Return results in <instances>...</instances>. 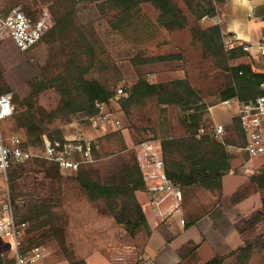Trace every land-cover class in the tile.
Returning <instances> with one entry per match:
<instances>
[{
    "label": "rangeland",
    "instance_id": "374dc122",
    "mask_svg": "<svg viewBox=\"0 0 264 264\" xmlns=\"http://www.w3.org/2000/svg\"><path fill=\"white\" fill-rule=\"evenodd\" d=\"M174 1L187 23L177 31L163 28L159 11L148 2L135 7L123 21L124 12L110 6L109 0H0V10L21 6L34 15L47 10L53 20L42 41L30 50L0 51V95L9 93L13 99L17 96L19 112L34 110L37 127L43 132L41 139L28 135L27 118L17 120L13 115L1 123L4 139L20 138L24 148L33 153L31 160L44 157L46 140L50 141V136L58 139L56 130L62 132L67 145L77 140L89 142L92 151L86 164H93L85 170L96 181L116 184L126 178L122 173L125 162H133L139 169L138 145L149 140L161 143L168 137L186 134L182 117L189 112V106L199 105L196 112L203 114L202 128L212 132L218 124L210 108L221 105V91L232 80L225 68L249 64L254 71L264 72V55L247 52L229 60L228 51H224L225 55L212 54L198 34L200 29L218 25L211 24L210 17L197 16L208 0H196L193 10L185 0ZM229 46L225 43L227 50ZM140 79L151 84L179 82L178 86L183 81L196 92V98L192 96L188 104H163L157 98L145 97L127 105L124 100ZM90 80L110 89L113 96L108 102L93 100L87 87ZM120 88L125 90L122 96L116 94ZM214 113L224 123L226 133L222 138L210 137L220 143L235 142L230 147L234 150L242 148L233 109L226 111L219 106ZM107 115L110 118L105 119ZM36 169L42 171L31 162L24 165L16 187L11 185L9 170L0 171V213L8 196L19 221L27 215L32 217L30 210L35 205L45 203L52 208L55 236L41 237L36 227L40 221L26 222L25 247H33L31 242L36 239L34 246L42 247L46 253L42 264H71L72 260L134 264L142 256L136 252L149 237L146 231L130 237L111 216L103 199L89 197L79 183L77 170L60 168L51 174L34 175ZM136 196L148 212L147 185L146 191H137ZM125 207H129L127 202L117 201L118 217L131 215ZM39 236L43 238L40 241ZM0 250L5 264H15L12 242L1 234ZM225 264H236V260Z\"/></svg>",
    "mask_w": 264,
    "mask_h": 264
},
{
    "label": "trees",
    "instance_id": "16d2710c",
    "mask_svg": "<svg viewBox=\"0 0 264 264\" xmlns=\"http://www.w3.org/2000/svg\"><path fill=\"white\" fill-rule=\"evenodd\" d=\"M146 2L151 3L159 11V24L163 28L169 31H177L186 27L187 23L182 9L174 0H109L110 6L119 9L122 11L121 13L124 12L122 14L123 21H126L129 18L130 11L139 4ZM185 2L189 8L193 10L194 6L192 4L196 2V0H185ZM224 3L225 0H208V5L204 7L202 11H199L197 16L199 18H212L222 11ZM197 5L201 7L202 4L200 1H197ZM124 14H126V16ZM198 34L203 40L207 51H210L212 54L218 55L222 53L225 55L224 51H228L229 60L247 54L242 46L234 47L229 50L225 48L222 26L219 24L208 27V29H200ZM225 70L232 80L230 84L221 91L220 102L230 99L248 102L264 94V89L261 87V85L264 84V72L254 71L249 64L228 66ZM87 82V87L94 101L108 102L113 96L110 89L103 83L97 80H90ZM186 84L187 83H184L183 81L180 86H178L179 82L176 84H151L146 80L140 79L133 86L132 91L124 101L128 105L133 99L152 97L157 98L158 101L163 104H188L192 99V96H196V92L189 86H186ZM13 101L15 104L14 116L17 120L21 119L20 117H23V119L27 118V122H29L26 126L28 135L32 137L37 136V139H41L43 132L37 127L38 124L35 121L34 110L27 109L19 112L17 110L18 103L20 102L18 97L15 96ZM188 108L189 112L184 113L182 117L186 134L180 137H168L161 142L167 175L183 191V201L187 192L192 193L199 187L212 192H221L223 176L234 170L232 163L235 156L229 151V148L236 145L235 142L229 140H225L224 143L217 142L210 137L211 135L207 132L201 135L200 138H197L196 135L201 129H203V114L196 112V110L199 109V105H194L192 107L189 106ZM22 123L25 124V122H20V125ZM236 128L240 135V142L238 144L241 147H244L246 145V138L238 117H236ZM55 134L58 139L50 136V142H60L62 144L66 142L61 131L56 130ZM93 154L95 155V149H93ZM30 162L42 169V171L37 169L33 170L34 175L43 173L51 174L53 171L57 172L61 168L59 163L50 161L44 157H36L23 163H13L9 168L10 182L13 187L19 181L21 176H23L24 165ZM91 164H82L77 170L79 173V183L89 197L93 200L103 199L111 211V216L114 217L116 222L126 230L130 237L134 238L139 232L143 231H146L147 235L150 236L151 229L147 220L146 211H144L136 196L137 191H146V183L137 166L133 162H125V165L122 168V173L126 175V178L120 183L104 184L100 181L94 180L90 171L85 170V168ZM238 198L239 193H237L234 200ZM118 200H123L129 204L128 208L125 207L126 210L131 211L129 217L124 215L122 218L118 217ZM30 212L33 214L32 217L27 215L20 221L28 222L32 219L33 222L40 221L36 227L37 233H42L41 237L44 236L45 238L46 236H51L56 233L57 229L55 221L52 219L53 212L49 205H46L45 203L35 205ZM42 230H46V232H42ZM41 237L39 236V241L43 239ZM31 243H33V248L37 247L34 246L37 244L36 239H33V242ZM257 244L264 250V238ZM252 252L253 246L248 245L244 248H240L228 257H216L208 261L206 264H225L229 258H235L236 263L238 261L243 262L245 259H248ZM0 264H5L1 250ZM71 264L87 263L83 260H72Z\"/></svg>",
    "mask_w": 264,
    "mask_h": 264
},
{
    "label": "crops",
    "instance_id": "0c3cea01",
    "mask_svg": "<svg viewBox=\"0 0 264 264\" xmlns=\"http://www.w3.org/2000/svg\"><path fill=\"white\" fill-rule=\"evenodd\" d=\"M219 21L225 43L264 45V0H225L222 11L209 18L211 24ZM14 49L18 50L12 41L0 42V51ZM219 106L210 108L215 125L224 124L214 115ZM229 149L235 156L234 170L223 176L221 192L197 189L185 194V227L176 221L159 225L147 205L151 234L136 255L158 264H206L252 245L248 259L236 264H264V250L257 244L264 238V156L253 158L240 149ZM237 193L239 198L234 200Z\"/></svg>",
    "mask_w": 264,
    "mask_h": 264
},
{
    "label": "built area",
    "instance_id": "2783aa9c",
    "mask_svg": "<svg viewBox=\"0 0 264 264\" xmlns=\"http://www.w3.org/2000/svg\"><path fill=\"white\" fill-rule=\"evenodd\" d=\"M80 1V0H78ZM53 25L49 11L41 10L37 15L31 14L21 6L0 10V42L10 40L21 51H28L44 38ZM230 49L234 48L232 42L227 43ZM243 50L250 54L264 55V45L257 47L241 44ZM264 89V84L261 85ZM125 93L123 88L117 91L118 96ZM221 105L234 108L246 138V145L240 150L250 157L264 156V94L257 98L241 102L237 99L225 100ZM100 106V105H99ZM15 107L12 95H0V171L7 172L13 163H23L33 157V153L24 148L18 137L8 141L4 139L2 126L5 120L14 115ZM110 118L107 115L106 118ZM109 120V119H108ZM206 130L201 129L196 135L200 138ZM212 134L222 138L226 133L223 124L215 126ZM91 144L80 140L71 145L60 142H45L44 158L59 163L60 167L68 171H76L82 164L91 158ZM137 163L142 171L143 179L147 185L148 202L152 209L154 219L158 224L176 221L182 227L186 226L183 207V191L167 175L166 163L163 157L161 143L149 140L137 147ZM28 225L16 218L15 207L8 196L0 213V234L11 240L15 251V264H42L46 253L42 247L26 248L24 241ZM134 264H158L153 258L140 256Z\"/></svg>",
    "mask_w": 264,
    "mask_h": 264
}]
</instances>
